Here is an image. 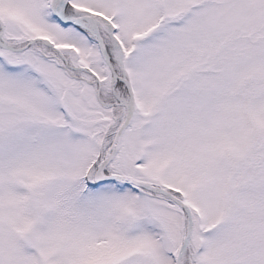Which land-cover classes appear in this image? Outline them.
Wrapping results in <instances>:
<instances>
[{"label": "snow or ice", "instance_id": "snow-or-ice-1", "mask_svg": "<svg viewBox=\"0 0 264 264\" xmlns=\"http://www.w3.org/2000/svg\"><path fill=\"white\" fill-rule=\"evenodd\" d=\"M0 264H264V0H0Z\"/></svg>", "mask_w": 264, "mask_h": 264}]
</instances>
